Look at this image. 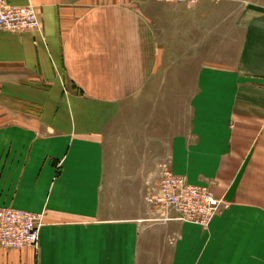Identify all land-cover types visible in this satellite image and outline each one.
I'll use <instances>...</instances> for the list:
<instances>
[{
    "label": "crops",
    "instance_id": "0c3cea01",
    "mask_svg": "<svg viewBox=\"0 0 264 264\" xmlns=\"http://www.w3.org/2000/svg\"><path fill=\"white\" fill-rule=\"evenodd\" d=\"M5 1L41 32L0 31V208L42 226L0 264H264V0ZM165 169L208 227L148 203Z\"/></svg>",
    "mask_w": 264,
    "mask_h": 264
},
{
    "label": "built area",
    "instance_id": "2783aa9c",
    "mask_svg": "<svg viewBox=\"0 0 264 264\" xmlns=\"http://www.w3.org/2000/svg\"><path fill=\"white\" fill-rule=\"evenodd\" d=\"M174 4H194L199 0H171ZM41 32L40 22L32 5L16 6L0 0V31L19 33ZM148 203L163 216L161 220L180 221L208 227L222 207L206 186L189 185L185 178L162 173L159 187ZM42 215L9 207L0 208V246L9 250L32 248L37 251Z\"/></svg>",
    "mask_w": 264,
    "mask_h": 264
},
{
    "label": "rangeland",
    "instance_id": "374dc122",
    "mask_svg": "<svg viewBox=\"0 0 264 264\" xmlns=\"http://www.w3.org/2000/svg\"><path fill=\"white\" fill-rule=\"evenodd\" d=\"M163 1H165V2H171V0H163ZM171 79H174V78H176V75L174 74H172V76L170 77ZM184 90V89H183Z\"/></svg>",
    "mask_w": 264,
    "mask_h": 264
}]
</instances>
